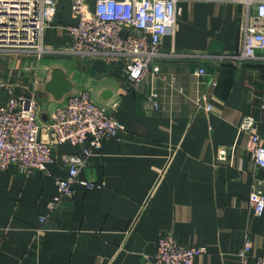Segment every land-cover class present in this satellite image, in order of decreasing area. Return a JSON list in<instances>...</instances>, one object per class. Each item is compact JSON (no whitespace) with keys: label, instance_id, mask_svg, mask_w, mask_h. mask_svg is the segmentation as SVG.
Masks as SVG:
<instances>
[{"label":"crops","instance_id":"crops-1","mask_svg":"<svg viewBox=\"0 0 264 264\" xmlns=\"http://www.w3.org/2000/svg\"><path fill=\"white\" fill-rule=\"evenodd\" d=\"M179 6L174 35L160 44L173 54L159 57V71L135 85L119 63L58 52L70 39L57 26L76 22L69 0L58 1L42 38L57 52L33 62L0 55V80L14 94L36 98L39 122L70 94L87 90L123 125L79 172L98 184H75L51 211L56 179L65 175L61 156L79 153L80 145L54 144L56 161L44 171L25 174L11 165L0 172V264H145L165 231L205 247L194 264H240L245 239L252 243L247 264L264 253V210L251 216L247 205L252 172L263 176L264 168L253 165L247 134L237 128L243 114L257 113L263 73L213 57L241 48V6L228 0ZM198 66L208 74L194 75ZM201 90L211 111L195 107ZM7 97L0 86V103ZM260 119L264 142V108ZM220 145L232 147L230 162H215Z\"/></svg>","mask_w":264,"mask_h":264},{"label":"built area","instance_id":"built-area-1","mask_svg":"<svg viewBox=\"0 0 264 264\" xmlns=\"http://www.w3.org/2000/svg\"><path fill=\"white\" fill-rule=\"evenodd\" d=\"M59 0H0V54L16 56H40L57 50L46 48L42 38L53 21ZM182 0H69L76 16L75 23L60 27L69 36L64 50L70 54L97 57L107 63H119L126 79L135 85L151 71L157 73L154 62L163 53L160 48L165 36H173ZM192 1V0H188ZM216 1V0H200ZM227 1V0H218ZM241 6L239 34L241 48L231 54L214 55L221 62L234 65L250 63L260 67L263 78L258 94L257 113H245L238 123V130L247 134V146L253 165L264 168V142L260 136V115L264 108V0H228ZM194 75H207L198 66ZM208 84L214 86L215 80ZM8 97L0 103V172L11 165L22 173L44 171L56 161L54 144L80 145L79 153L64 154L61 161L65 175L56 179V193L47 203L48 210L72 195L75 184L92 188L96 184L79 177L88 156L100 148L104 138L115 137L123 125L95 102L89 91L70 94L63 103L56 105L42 122L37 118V101L32 95L14 94L9 85L0 80ZM207 90H201L194 98L195 107L211 111ZM49 135L53 143L44 142L41 133ZM232 147L220 145L216 149L215 162H230ZM248 194V213L259 216L264 210V175L252 172ZM44 217H40L43 221ZM252 249L245 239L238 251L240 264ZM197 244L186 245L172 232L161 233L155 252L144 258L145 264H194L195 258L205 252ZM252 264H264V253L257 255Z\"/></svg>","mask_w":264,"mask_h":264},{"label":"rangeland","instance_id":"rangeland-1","mask_svg":"<svg viewBox=\"0 0 264 264\" xmlns=\"http://www.w3.org/2000/svg\"><path fill=\"white\" fill-rule=\"evenodd\" d=\"M50 54H53V53H50ZM0 55H2V54H0ZM49 56V54H47V55H45V54H42V55H40V56H36V55H34V56H28L27 58H30V61L31 62H33V61H35V60H37V59H39V58H44V57H48ZM11 57H17L16 55H12ZM18 57H20V56H18ZM23 56H21V58H22ZM32 58V59H31ZM32 64V63H31Z\"/></svg>","mask_w":264,"mask_h":264},{"label":"water","instance_id":"water-1","mask_svg":"<svg viewBox=\"0 0 264 264\" xmlns=\"http://www.w3.org/2000/svg\"><path fill=\"white\" fill-rule=\"evenodd\" d=\"M56 84L58 85V81L56 82ZM60 87V86H59Z\"/></svg>","mask_w":264,"mask_h":264}]
</instances>
